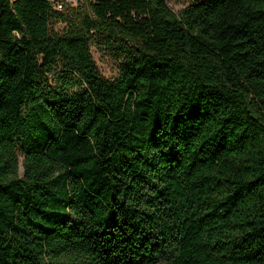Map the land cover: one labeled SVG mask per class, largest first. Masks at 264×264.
<instances>
[{"label":"trees","instance_id":"trees-1","mask_svg":"<svg viewBox=\"0 0 264 264\" xmlns=\"http://www.w3.org/2000/svg\"><path fill=\"white\" fill-rule=\"evenodd\" d=\"M87 1L0 0V264H264V0Z\"/></svg>","mask_w":264,"mask_h":264},{"label":"rangeland","instance_id":"rangeland-1","mask_svg":"<svg viewBox=\"0 0 264 264\" xmlns=\"http://www.w3.org/2000/svg\"><path fill=\"white\" fill-rule=\"evenodd\" d=\"M56 9L64 12L66 16L71 18L75 24H79L84 13H89L87 0H50ZM194 0H169V7L175 13H179L186 5ZM54 31L60 35L68 31V27L63 23H57L53 27ZM108 36L103 33H95L92 38V54L100 73L107 79H112L117 75L119 61L116 59L118 51L111 50L108 44ZM58 73L63 72L60 68ZM59 75V74H58ZM50 77V83L55 86L58 82L57 76ZM78 86L75 88L77 90ZM21 164L23 159H20ZM20 174H23L21 167ZM168 264V263H160Z\"/></svg>","mask_w":264,"mask_h":264}]
</instances>
